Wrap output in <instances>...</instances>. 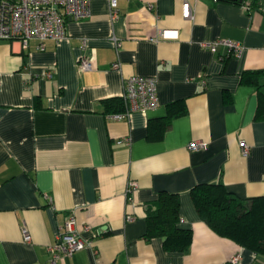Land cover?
<instances>
[{
  "label": "crops",
  "instance_id": "1",
  "mask_svg": "<svg viewBox=\"0 0 264 264\" xmlns=\"http://www.w3.org/2000/svg\"><path fill=\"white\" fill-rule=\"evenodd\" d=\"M183 1L117 0L110 19L108 1L91 0L59 41L0 39V264H49L48 245L70 212L90 244L56 264H230L235 253L237 264H264L216 234L189 192L220 180L239 197L264 195V8L187 0L185 17ZM219 38L242 52L201 44ZM85 53L94 66L83 71ZM133 75L155 77L157 106L110 117L106 100ZM194 140L205 146L189 149ZM129 181L136 188L127 192ZM160 190L178 194V225L192 231L184 252L144 236L147 203Z\"/></svg>",
  "mask_w": 264,
  "mask_h": 264
},
{
  "label": "built area",
  "instance_id": "2",
  "mask_svg": "<svg viewBox=\"0 0 264 264\" xmlns=\"http://www.w3.org/2000/svg\"><path fill=\"white\" fill-rule=\"evenodd\" d=\"M109 5L110 19L116 18L117 0H107ZM91 0H0V39H19L23 44L27 43L30 37H37L39 40L52 38L61 40L66 34V22L69 19L80 20L89 14ZM247 7V3H243ZM151 7V5H148ZM183 16L191 15V6L187 0L182 3ZM158 35L169 37L167 30L160 29ZM117 46L119 43L114 41ZM85 43L83 42V45ZM203 46L211 51H216L218 45L226 46L234 54H240L243 45L237 40L215 39L204 41ZM42 45L41 43L39 44ZM77 65L80 70L93 68V56L85 53L79 56ZM115 67L117 63L113 64ZM51 76L49 70L45 71ZM125 108L122 111L111 113L112 118L120 119L126 117L131 111H147L158 104L156 92V79L153 76L133 75L125 80L124 89L121 95ZM239 145L243 155L248 154V145L240 140ZM205 146V142L194 140L188 144L191 150ZM136 188L135 181H129L127 192ZM23 239L29 240L28 231L22 229ZM90 243L80 237L76 229V217L73 212L66 215L55 241L48 245L50 254L49 264H56L61 256H68L75 251L84 248ZM239 254L235 253L230 258V264H237Z\"/></svg>",
  "mask_w": 264,
  "mask_h": 264
},
{
  "label": "trees",
  "instance_id": "3",
  "mask_svg": "<svg viewBox=\"0 0 264 264\" xmlns=\"http://www.w3.org/2000/svg\"><path fill=\"white\" fill-rule=\"evenodd\" d=\"M231 1L247 3V8H264V0ZM257 72L247 71L246 74L254 76ZM262 100L264 96L261 97V102ZM106 101L107 111L110 113L125 108L122 97H113ZM182 111L184 108L180 107L174 110L173 114ZM257 115L264 117V112L259 111ZM159 121L162 122L159 129L161 131L164 121ZM189 192L199 217L216 234L232 240L258 256H264V195L239 197L228 191L220 180L196 184ZM145 210L146 239L161 237L163 248L167 251L187 250L191 243L192 231L178 225L179 197L176 192L160 190L157 197L147 203Z\"/></svg>",
  "mask_w": 264,
  "mask_h": 264
},
{
  "label": "water",
  "instance_id": "4",
  "mask_svg": "<svg viewBox=\"0 0 264 264\" xmlns=\"http://www.w3.org/2000/svg\"><path fill=\"white\" fill-rule=\"evenodd\" d=\"M238 1H241V0H238Z\"/></svg>",
  "mask_w": 264,
  "mask_h": 264
}]
</instances>
